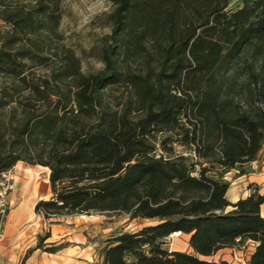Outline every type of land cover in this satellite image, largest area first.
<instances>
[{
  "label": "trees",
  "instance_id": "16d2710c",
  "mask_svg": "<svg viewBox=\"0 0 264 264\" xmlns=\"http://www.w3.org/2000/svg\"><path fill=\"white\" fill-rule=\"evenodd\" d=\"M110 1L103 69L73 70L72 85L42 87L29 73L44 59L32 36L59 25L61 0L4 17L13 29L0 37V171L21 160L50 168L51 196L34 210L51 224L92 212L156 220L109 237L95 264H232L204 257L246 240L257 243L247 264H264V195L230 202L224 179L264 148V0ZM129 43L149 44L159 66L125 72ZM239 67L256 92L242 106ZM121 83L137 98L118 110L106 93ZM177 231L192 252L168 247ZM39 237L42 248L51 234Z\"/></svg>",
  "mask_w": 264,
  "mask_h": 264
},
{
  "label": "rangeland",
  "instance_id": "374dc122",
  "mask_svg": "<svg viewBox=\"0 0 264 264\" xmlns=\"http://www.w3.org/2000/svg\"><path fill=\"white\" fill-rule=\"evenodd\" d=\"M35 3L36 0H9L0 14V37L13 29L11 23L4 18L6 15L15 13L22 7L29 9ZM242 3L243 0H232L229 8H236ZM60 7L62 16L59 25L53 31H43L42 36H32L36 44L43 46L41 55L44 59L30 62L29 73L42 87L44 79L54 85L61 77L72 85L71 80L65 76L75 69L84 73L100 71L104 66L103 52L112 43L107 17L112 9L110 0H61ZM149 47V44L136 47L129 43L120 56L122 69L125 72L145 74L150 68L158 67V58L150 56ZM237 73V79L243 82L245 75L240 67ZM236 91L239 96L235 101L241 106L251 95L256 94L253 86L250 87L245 82ZM106 97L113 108L118 110L137 98L134 88L123 83L108 88ZM18 104L14 102L13 106H20ZM178 150L182 151L184 148L178 147ZM263 159L264 148L258 156L256 170L261 168L259 166H262ZM38 165L21 160L12 167L16 175V188L11 194V212L4 225V233L0 236V264H27L35 249H39L42 258L35 257L34 264H95L100 260V251L109 237L125 231H136L156 222L154 219L141 217L133 219L125 212L66 215L52 224L44 221L35 213V204L42 198H50L51 190L49 174L46 170L39 169ZM246 169H251L249 162L238 166L236 175L242 174ZM47 233L51 237L44 238L42 248H37L40 243L39 235ZM168 241V247L172 249L192 252L185 234L172 235ZM53 245H58L61 249L55 253L50 252ZM247 250V247L241 253L219 250L204 258L247 264Z\"/></svg>",
  "mask_w": 264,
  "mask_h": 264
},
{
  "label": "crops",
  "instance_id": "0c3cea01",
  "mask_svg": "<svg viewBox=\"0 0 264 264\" xmlns=\"http://www.w3.org/2000/svg\"><path fill=\"white\" fill-rule=\"evenodd\" d=\"M261 164L262 166H259L261 167L259 170L253 171L252 169H246V171H244L240 175H236L237 167L232 168L224 173V179L230 184L226 194L227 199L230 202H236L240 198H245L256 190L260 194L264 195V159L262 160ZM261 214L264 216V203L261 205ZM185 235L189 240V235ZM256 245V242L252 240H246L241 245H238L233 248H223L221 250H230L229 252L234 251V253H241V250H244L247 247V261H249L251 254L256 248ZM39 252V249H35L33 253L29 256L27 264H34L35 257L39 256L42 258V255Z\"/></svg>",
  "mask_w": 264,
  "mask_h": 264
},
{
  "label": "built area",
  "instance_id": "2783aa9c",
  "mask_svg": "<svg viewBox=\"0 0 264 264\" xmlns=\"http://www.w3.org/2000/svg\"><path fill=\"white\" fill-rule=\"evenodd\" d=\"M251 169L258 168L259 160L249 162ZM238 172H240L238 170ZM16 188V175L13 168H5L0 171V236L4 233V225L11 212V194Z\"/></svg>",
  "mask_w": 264,
  "mask_h": 264
},
{
  "label": "bare ground",
  "instance_id": "6f19581e",
  "mask_svg": "<svg viewBox=\"0 0 264 264\" xmlns=\"http://www.w3.org/2000/svg\"><path fill=\"white\" fill-rule=\"evenodd\" d=\"M37 167H38L39 169L46 170L47 173L50 174V168H49V167H47V166H43V165H40V164H39ZM48 181H49V179H48ZM180 234H182V232H181V231H177V232H175L173 235H180Z\"/></svg>",
  "mask_w": 264,
  "mask_h": 264
}]
</instances>
